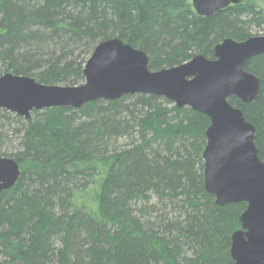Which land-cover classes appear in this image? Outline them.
Returning <instances> with one entry per match:
<instances>
[{
    "label": "trees",
    "instance_id": "trees-1",
    "mask_svg": "<svg viewBox=\"0 0 264 264\" xmlns=\"http://www.w3.org/2000/svg\"><path fill=\"white\" fill-rule=\"evenodd\" d=\"M252 1L201 16L191 0H0V76L81 85L89 56L112 38L145 51L151 70L198 54L214 59L224 39L264 30V8ZM245 69L259 78L258 95L228 100L254 125L264 161V53ZM133 95L128 105L120 97L33 110L45 118L27 121L13 156L20 177L0 196V264H233L231 236L247 202L217 205L204 188L197 167L210 118L174 106L184 117L172 122L171 110L156 103L168 98L123 96ZM122 108L138 113L133 123L113 118ZM133 126L136 143L110 148L109 139ZM151 192L179 219L142 220L136 204Z\"/></svg>",
    "mask_w": 264,
    "mask_h": 264
},
{
    "label": "water",
    "instance_id": "water-1",
    "mask_svg": "<svg viewBox=\"0 0 264 264\" xmlns=\"http://www.w3.org/2000/svg\"><path fill=\"white\" fill-rule=\"evenodd\" d=\"M198 15H213L240 0H191ZM264 53V35L246 40L226 38L216 45L215 59L202 54L160 70L149 68L148 54L119 38L100 42L84 67L81 85L40 83L35 77L8 72L0 76V108L31 117L34 109L82 105L116 100L126 94L164 96L205 113L211 120L207 145L204 188L217 205L245 201L239 216L241 228L231 236L233 264H264V161L254 142L255 127L228 98L236 95L249 103L256 98L260 80L245 66ZM21 174L12 157L0 156V196Z\"/></svg>",
    "mask_w": 264,
    "mask_h": 264
},
{
    "label": "rangeland",
    "instance_id": "rangeland-1",
    "mask_svg": "<svg viewBox=\"0 0 264 264\" xmlns=\"http://www.w3.org/2000/svg\"><path fill=\"white\" fill-rule=\"evenodd\" d=\"M252 3L264 8L263 0L252 1ZM256 35H264V30L258 31ZM125 97L126 96H122V98L124 99L122 100V102L125 105L132 104L137 100L135 95L127 98ZM99 100H103V99H99ZM156 103L164 108H167L168 110H171L170 115L172 116V122H177V119L180 120L181 118L184 117L183 113L178 116L177 112L172 110V108L176 106V104L173 101L171 100L166 101L163 98L162 99L157 98ZM83 106H85V104L82 105L81 107ZM182 108L188 109V106ZM182 108H178V109H182ZM137 115H138L137 112L131 113L130 111H127L122 108L120 109V111L117 112V114H114L113 118H115L116 122L127 121V120L134 121L133 118L134 116L136 117ZM44 116L45 113L43 111H39V112L32 111L31 117L29 119L43 120L45 118ZM29 119H27L25 116L18 115L6 109L0 112V154H1L0 156L13 158L15 154L20 153L22 151V137L25 128L27 126L26 123ZM84 119L85 118H83V120ZM132 121L129 123H133ZM115 135L116 136H113L111 139L108 140V144L111 145L110 148L115 147L119 150L129 148L132 145V143H136V141L139 139V134L137 133L135 126L132 127L131 134L128 131H125ZM205 144L207 145V137H205ZM203 152L200 155V163L197 167V169H199V174H204V170H205V161L203 158ZM5 199L6 198H3L0 201L5 202ZM162 203L163 202H161V200L158 198V195L155 194L154 192H151L149 193L148 200H140L136 204V209H137L135 210L136 214L139 217H141L142 220L151 221V223L156 221V219H160L161 217L163 218L167 217L173 220L175 218L179 219L178 216L180 215V213L176 211L175 206L170 204L167 205V207H165L164 209ZM153 205H155L154 208Z\"/></svg>",
    "mask_w": 264,
    "mask_h": 264
}]
</instances>
